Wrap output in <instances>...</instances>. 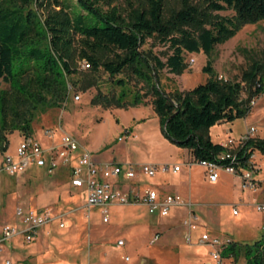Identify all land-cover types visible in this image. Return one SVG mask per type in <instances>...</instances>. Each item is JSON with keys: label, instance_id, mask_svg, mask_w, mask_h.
<instances>
[{"label": "rangeland", "instance_id": "1", "mask_svg": "<svg viewBox=\"0 0 264 264\" xmlns=\"http://www.w3.org/2000/svg\"><path fill=\"white\" fill-rule=\"evenodd\" d=\"M45 1H34L35 7L40 12L46 10ZM129 1L136 4L145 0H116L115 3L120 8H124ZM191 1L197 4L202 0ZM164 2L166 13L171 8L179 7L177 0H164ZM218 13L231 16L234 11L228 8ZM144 46L163 60L171 52L168 43L159 41L157 37H148ZM184 56L187 68L182 72L173 73L166 68L160 71L161 85L165 90H188L206 81L209 73L203 70V66L208 59L216 76L240 81L243 71L253 62L256 61L264 66V20L244 24L232 37L215 45L209 55L203 52H186ZM190 58H193L192 62ZM79 68L86 70L88 67H83L82 62H79ZM97 78V84L86 91L69 86L68 98L61 106L39 109L33 119L31 135L43 147H47L59 140L63 132H67L91 152L93 160L100 163L136 164L140 162L139 160L146 159L151 160L150 163L157 164L159 168L167 165L168 170L159 169L154 176L145 177L141 183L151 184L157 179L169 184H176L177 180L181 182L185 200L192 202L194 213L198 217L195 221L199 225L198 229H190L193 232L192 236L204 228L213 231L221 241L231 239L238 244H250L262 238L264 209L259 210L257 206L264 204L263 153L255 149L252 159L256 166L255 176L259 179L260 190L242 189L241 177L224 171H219L217 181L211 182L204 167L195 161L189 149L170 141L165 136L158 117L149 103V96L145 98V104L138 105L104 106L102 103L92 101L98 91L117 95L121 86L115 83V78L125 79L127 101L136 91H145L144 82L125 73L110 77L103 70L98 72ZM7 86V83L0 79V89ZM76 94L79 95L78 99L75 98ZM245 97L246 91L243 90L240 98ZM252 108L245 116L209 126L210 138L214 141L223 140L222 143L230 139L236 140L250 125L256 129L254 137L264 135V93ZM123 125L131 128V132L125 137ZM45 129L52 130L53 136H46ZM21 138L17 129L8 132L6 148L3 152L0 148V158L4 152L15 155ZM188 162H191L190 168ZM173 163L182 166L184 178L177 177L173 173L171 170ZM136 166L139 167V164ZM62 168H57L52 173H48L45 168L31 169L17 177L3 174L0 178V226L18 218L16 214L14 215V208L17 206L23 209L31 207L36 209L38 205L45 204V200L41 199L28 200L29 194L34 197L44 190L53 189L57 192L56 201L54 200L52 204L54 207L50 208V206L48 211L52 216L61 219L63 227L67 223L69 227L76 228L77 235L68 236L64 242L68 244L67 248L73 249L74 246L79 250L76 255L64 259L62 264H216L210 249L199 245L196 247L192 240L187 239L189 233V226L186 223L187 214L177 216L170 222L163 223V226L152 227L148 224L147 227L144 224L136 225L137 223L132 219L121 221L123 209L128 206L113 204L112 208H109L110 205L107 207L108 221L104 222L100 206H78L84 192L79 190L75 195L72 192L74 188L71 185L67 187L70 176H67V170ZM71 197H77V201H71ZM234 209L237 210L236 214L233 213ZM144 215L153 216L147 212H144ZM162 220L166 222L169 217H163ZM146 228H149L148 233L147 230L145 231ZM156 235L157 238L152 240ZM118 239L124 240L123 246L117 245ZM24 252L25 249L22 250V253ZM18 254L11 258L4 252L0 253V264H5L6 258H9L12 264H17ZM224 257L226 259L223 264H238L239 261H244L242 256L237 259L232 255H224ZM59 262L54 258L48 264H59ZM21 263L27 264L22 260Z\"/></svg>", "mask_w": 264, "mask_h": 264}, {"label": "trees", "instance_id": "2", "mask_svg": "<svg viewBox=\"0 0 264 264\" xmlns=\"http://www.w3.org/2000/svg\"><path fill=\"white\" fill-rule=\"evenodd\" d=\"M35 0H0V148L7 133L17 129L32 134L39 109L61 106L71 87L86 91L97 84L100 70L110 77L125 73L146 85L127 101L125 79L117 95L98 91L92 98L104 106L150 105L170 141L187 147L195 160H217L226 146L213 142L209 126L245 116L253 96L264 93V66L253 62L240 81L214 74L209 59L203 70L206 81L188 90H165L163 68L180 73L187 68L185 53L209 55L215 45L232 37L244 24L264 20V0H177L179 7L165 12L164 0H145L120 8L116 0H46L40 12ZM231 8L234 14L218 11ZM148 37L167 42L171 52L161 59L144 44ZM85 60L86 70L79 68ZM246 91V97L240 98ZM264 154V137L250 138L243 148ZM239 256L238 264H264V235L253 243L232 241L222 251Z\"/></svg>", "mask_w": 264, "mask_h": 264}, {"label": "built area", "instance_id": "3", "mask_svg": "<svg viewBox=\"0 0 264 264\" xmlns=\"http://www.w3.org/2000/svg\"><path fill=\"white\" fill-rule=\"evenodd\" d=\"M193 61V58H190ZM83 67H88L89 64L83 60ZM262 94V93H261ZM261 94L255 95L250 100V107L252 108ZM78 99L79 95L76 94ZM255 127L250 125L246 128V132L236 140L230 139L222 143L226 149L218 155V159L222 160H195L198 164L204 167L208 180L215 182L218 179V172L224 171L230 174H237L241 177V188L249 190H260L259 179L255 176V165L253 162L254 151L250 152L251 148L247 147L240 156L238 150L244 147L246 142L254 137ZM46 136H53L52 130H44ZM125 135L129 134L128 130L124 131ZM121 136H119V139ZM75 161L72 164V161ZM31 164L39 166H47L50 170L58 164H70V183L73 186L85 187V205H97L101 207V216L104 222L108 221L107 207L113 204H144L148 207L150 213H158L166 215L170 208L182 203L181 198L175 194H166L159 197L158 192L154 189L132 188L128 192H123L114 187L110 178L124 174L127 178H134L136 176V169L132 163L120 164L115 162L97 163L91 157V152L82 147L78 141L67 132H63L58 143L52 144L48 147H43L34 136H22L16 147L15 155L2 153L0 158V178L3 174L17 177L24 173ZM191 162H188V166ZM178 163L173 164L171 170L177 172L181 169ZM138 169L148 177H152L160 170H168V166L164 165L159 168L154 163H141ZM190 203H186L189 208L186 223L189 226V231L196 227L195 220L197 217L190 210ZM259 210L264 209V204L257 206ZM16 215L21 224L5 223L0 229V253L5 251V245L12 238L17 235H22L25 241H31L37 230L53 220L54 216L47 210L23 209L16 208ZM236 214L237 210L234 209ZM62 226L63 224L60 223ZM264 228V226H263ZM157 235L152 238L155 240ZM187 239H190V234H187ZM199 241L207 244L210 249L212 259L216 264H223L226 259L222 253L223 249L232 242L231 239L221 241L217 235H210L208 232H203L200 235ZM117 245L123 246L124 240H117ZM127 259V257H126ZM5 264H12L9 258L5 259ZM232 263V262H231ZM237 264V263H232Z\"/></svg>", "mask_w": 264, "mask_h": 264}, {"label": "crops", "instance_id": "4", "mask_svg": "<svg viewBox=\"0 0 264 264\" xmlns=\"http://www.w3.org/2000/svg\"><path fill=\"white\" fill-rule=\"evenodd\" d=\"M123 128H124V131L128 130L129 133L131 132V128H129L128 126L123 125ZM259 137H264V135H259ZM58 141L59 140H57L53 144L58 143ZM212 141L213 142H217V143H222L223 142V140H220V141L212 140ZM50 145H52V144H50ZM50 145H48V146H50ZM94 161L97 162V163L99 162V161H96V160H94ZM139 161L140 162H138L136 164H134V163H132V164L135 167H137L136 165L141 164V163H150L149 161H151V160L143 159V160H139ZM74 162L75 161L73 160L72 164H74ZM116 163L127 164L125 162H116ZM173 164H175V163H173ZM60 167H63L62 169H64L65 171L67 170L66 171L68 173L67 176H70V178H71V175H70V167H71V165L70 164H67V165L58 164L57 166L53 167L50 170L47 168V166H39V165H36V164H31L27 168L26 171L31 170V169L39 170V169H44L45 168V170L48 173H52L57 168H60ZM189 168H190V166H189ZM136 170H137L136 171V176L134 178H132V179L127 178L122 173L119 176L111 177L110 181L114 185V187L120 189L123 192H128L132 188L148 187V188L156 190L158 192L159 197H163L166 194L178 195L181 198L182 203L179 204V205L171 207L169 212L166 215H163V216L158 214V213H150L149 210H148V207L146 205H144V204H125L128 207L123 209L124 210V212H123L124 214H122L120 216L121 221H124L126 219H132L133 221H135L137 223L136 225H139V224L143 225L144 224V225H147V227H149V226H152V227H154V226H163V223H168L173 218H175L177 216L180 217V216H183L185 214L188 215L189 208L186 206V203H190L191 204L190 205V210L192 211L193 214H195L193 206H192V202L190 200H188V201L185 200V197L183 195L184 193L181 190V182L179 180H177L176 184H169V183H163L162 180H160V179L158 180L157 179V180H154L151 184L142 185L141 182H143L145 177H148V176L143 174L138 169V167H137ZM179 171L173 172V173L176 174L177 177L184 178L185 176H184L183 172L181 171V169ZM24 173H22V174H24ZM22 174H20V175H22ZM70 178H69V184H67V187H68V185H71ZM71 186L74 188V190H72V192L75 193V195H77L79 190H82L84 192V196H83V198H82V200H81V202L79 203L78 206L85 205V187L84 186H80L79 187V186H73V185H71ZM56 194H57V192H55V190H53V189L44 190V191L40 192L37 196H34V197L33 196L32 197L29 196L30 195L29 194L27 196L28 200H31V199H34V200H36V199L45 200V204L44 205H38L39 207H37L36 209L32 208V207L29 208V209L47 210L48 211V208L50 206H51L50 208L54 207V205H52V204H53L54 200L56 199ZM71 201H77V197L76 198L71 197ZM17 207H21V206H17ZM16 208H14V215L16 214V212H15ZM109 208H112V205H110ZM144 212L150 213V215H153L155 217L146 216V215H144ZM74 215H77V214H74ZM195 216L197 217L196 214H195ZM163 217H165V218L169 217V220L166 221V222H163V220H162ZM197 220H198V217H197V219L195 221H197ZM148 222H150V223H148ZM60 223H61V219L54 217L53 220H51L49 223L41 226L37 230V233H36L35 237L31 241H25L22 235L21 236H17L15 238H12V240H10V242L5 245L4 253L6 254L7 257H11L12 258V256H15V254H18L17 252L21 251L18 255H16L17 264H22L21 260H22V262H25L27 264H46V263L48 264V262H51L54 258H56V260L60 261L59 264H62V261H64V259L76 255V253H78L79 250H78V248L75 249L74 246H73L74 250L71 247L67 248L66 246H68V244L66 242H64V240L67 239L68 236H73V235L76 234V228L75 227H69V225L67 223L63 227V226L60 225ZM10 224H18V225H20L21 222H20V220L18 218H16ZM148 224H149V226H148ZM198 227H199V225L196 224V227L194 229H192V230H196V229H198ZM41 228H43V230H41ZM146 230H147V233H148L149 228H146L145 231ZM47 231H48V233H47ZM203 232H208L210 235H215V233L213 231L201 228L200 232H196L192 236L193 232L190 230L189 231V234H190V239L189 240H192L193 245L196 246V247H197V245H199V246L205 247L206 249H211L207 244H203V243L200 244L199 243L200 235ZM23 249H25L26 252L22 253ZM72 250H73V254H71ZM51 258H52V260H51ZM49 260H51V261H49ZM208 264H210V263H208Z\"/></svg>", "mask_w": 264, "mask_h": 264}]
</instances>
